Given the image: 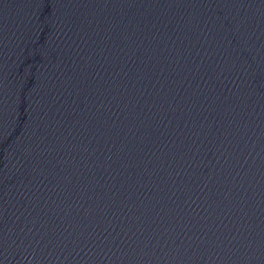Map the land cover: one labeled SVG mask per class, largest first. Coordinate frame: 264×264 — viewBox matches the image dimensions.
I'll return each mask as SVG.
<instances>
[{"label": "water", "instance_id": "1", "mask_svg": "<svg viewBox=\"0 0 264 264\" xmlns=\"http://www.w3.org/2000/svg\"><path fill=\"white\" fill-rule=\"evenodd\" d=\"M0 264H264V0H0Z\"/></svg>", "mask_w": 264, "mask_h": 264}]
</instances>
